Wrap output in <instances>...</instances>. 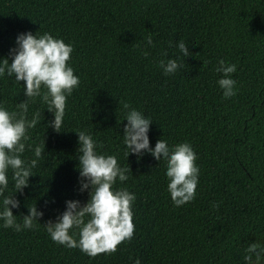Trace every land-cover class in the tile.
I'll list each match as a JSON object with an SVG mask.
<instances>
[{
  "label": "trees",
  "instance_id": "1",
  "mask_svg": "<svg viewBox=\"0 0 264 264\" xmlns=\"http://www.w3.org/2000/svg\"><path fill=\"white\" fill-rule=\"evenodd\" d=\"M24 32L70 43L80 83L60 133L48 127L53 117L39 97L29 100L28 118L37 110L42 117L28 143L44 142L45 153L12 211L19 223L33 204L44 215L33 229L0 227V264H245L247 246L264 243V0H0V58ZM179 40L189 56L177 50ZM169 59L185 67L167 76L160 61ZM221 59L237 65L230 99L217 84ZM24 99L23 81L0 77V103L18 112ZM124 103L150 118V147L158 139L190 143L200 169L191 202H171L164 162L126 158ZM80 130L98 141V153L130 168L114 187L135 194L134 233L115 253L61 246L44 226L66 200L89 198L77 183ZM23 158L34 157L26 149Z\"/></svg>",
  "mask_w": 264,
  "mask_h": 264
},
{
  "label": "clouds",
  "instance_id": "2",
  "mask_svg": "<svg viewBox=\"0 0 264 264\" xmlns=\"http://www.w3.org/2000/svg\"><path fill=\"white\" fill-rule=\"evenodd\" d=\"M148 48L154 47L151 35L145 38ZM176 48L182 56H189V50L183 40L176 42ZM73 47L62 39L45 32L36 35L31 32L17 34L15 47L9 50L7 57L0 58V77L7 75L16 82L23 81L25 99L17 104L19 111H9L0 103V227L11 228L19 232L33 229L44 215L36 204L27 207V215L22 216V223L17 222L13 209L20 207L15 194H23L28 187L32 170L43 158L45 143L30 144L29 130L41 122L39 110L28 118L29 100L39 97L45 110L52 115L48 127L60 133L63 125L66 100L79 86L80 79L68 63ZM142 56L149 52L141 49ZM9 59L11 63H9ZM160 67L167 76L175 75L185 67L175 60ZM222 76L217 80L222 96L230 99L236 95V81L231 74L237 71V65L218 61L215 69ZM124 118L123 143L126 158L129 155L141 158L147 155L153 161L164 162L165 176L169 182L167 190L171 202L179 207L191 202L196 194L199 180L197 156L188 142L169 146L163 139L149 145L151 120L141 111L123 104ZM44 118V116H43ZM77 136L78 190L88 192V200L81 205L79 200H66L65 209L55 220L44 224L50 239L67 248H79L89 256L100 253H115L117 246L125 240H131L134 233L132 205L135 194L126 188H115L120 182L128 180L130 168L122 167L115 155L97 152L101 145L91 133L84 130L75 132ZM30 150L32 159H24L25 151ZM9 171H11L12 189L9 190ZM78 235V239L74 238ZM245 264H264V243L253 242L244 250ZM134 264H140L139 260Z\"/></svg>",
  "mask_w": 264,
  "mask_h": 264
}]
</instances>
